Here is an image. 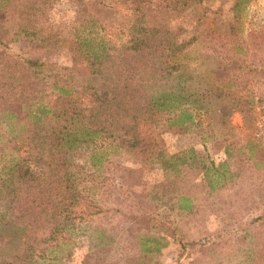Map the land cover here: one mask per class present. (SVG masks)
Segmentation results:
<instances>
[{"label": "rangeland", "instance_id": "374dc122", "mask_svg": "<svg viewBox=\"0 0 264 264\" xmlns=\"http://www.w3.org/2000/svg\"><path fill=\"white\" fill-rule=\"evenodd\" d=\"M173 1L0 0L1 107L32 91L20 86L31 81L27 60L85 86L84 71L73 74V68L85 67L73 39L101 40L112 53L134 22L180 46V70L194 76L191 90L203 83L225 90L204 99L196 127L168 131L158 125L144 149H127L128 136L120 131H103L97 144L67 152L72 165L91 173L87 186L95 202L92 208L82 203L73 227L97 219L110 243L88 252L80 237L64 264H176L180 254L178 264H264V166L256 167L264 157L247 153L264 156V0H248L236 17L234 0H196L183 12L173 9ZM90 101L85 95L79 103L86 107ZM0 131H7L1 118ZM91 149L106 159L94 174L87 160ZM190 150L205 164L224 161L229 184L208 195L195 174L198 166L181 161ZM183 195L193 201L190 215L176 208ZM178 238L194 242V249L181 253L173 242Z\"/></svg>", "mask_w": 264, "mask_h": 264}, {"label": "trees", "instance_id": "16d2710c", "mask_svg": "<svg viewBox=\"0 0 264 264\" xmlns=\"http://www.w3.org/2000/svg\"><path fill=\"white\" fill-rule=\"evenodd\" d=\"M247 1H233L234 17ZM173 2V9L183 12L198 1ZM138 3L131 0V4ZM137 10V5L131 10L134 18ZM127 27L125 39L117 41L112 53L101 40L73 39L75 56L85 64L83 70L73 68V74L84 71L88 86L50 71L48 64L27 60L31 83L20 86L32 91L26 98L19 95L12 106H0V118L7 127L0 131V264H64L71 261L80 237L85 238L88 252L110 243L107 231L95 223L97 219L73 227L82 203L92 208L95 202L93 187L87 186L91 173L72 165L67 152L97 144L103 131H120L128 136L127 149L134 151L140 145L144 149L158 125L168 131L196 127L194 116L204 109V99L212 92L216 97L225 92L209 83L191 90L188 82L194 76L186 67L180 70V46L139 23ZM85 95L91 101L82 107L79 100ZM103 153L89 151L92 174L105 163ZM247 153L251 158L264 157L254 149ZM193 154L186 152L181 161L185 166H198L195 174L208 195L229 184L231 174L224 161L205 164ZM256 164L258 169L264 166L261 161ZM193 206L188 195L176 199L178 211L190 215ZM173 242L181 253L195 246L194 242L183 244L181 238Z\"/></svg>", "mask_w": 264, "mask_h": 264}]
</instances>
